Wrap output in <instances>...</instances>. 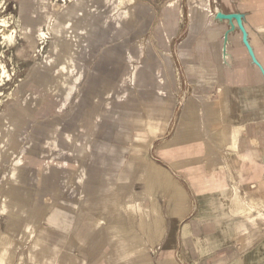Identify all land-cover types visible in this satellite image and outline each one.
I'll use <instances>...</instances> for the list:
<instances>
[{
  "label": "crops",
  "instance_id": "obj_1",
  "mask_svg": "<svg viewBox=\"0 0 264 264\" xmlns=\"http://www.w3.org/2000/svg\"><path fill=\"white\" fill-rule=\"evenodd\" d=\"M67 3L16 44L0 264H264V0Z\"/></svg>",
  "mask_w": 264,
  "mask_h": 264
},
{
  "label": "rangeland",
  "instance_id": "obj_2",
  "mask_svg": "<svg viewBox=\"0 0 264 264\" xmlns=\"http://www.w3.org/2000/svg\"><path fill=\"white\" fill-rule=\"evenodd\" d=\"M66 2L68 0H0V113H3L10 99H16L20 88L22 67L14 53L16 44L30 30L26 27V22L27 24H39L42 18L38 17H41L42 13H52L54 10L63 11L68 7ZM22 13L27 14V20L21 19ZM3 19L9 21V25L5 26L1 22ZM48 34L49 31L44 29L37 32V54L44 52V49L42 51L39 49L42 45L40 39L47 37ZM9 35L14 37L13 41L9 40ZM50 36L49 34V37L43 40L44 47ZM3 65L6 68V74L3 73Z\"/></svg>",
  "mask_w": 264,
  "mask_h": 264
},
{
  "label": "bare ground",
  "instance_id": "obj_3",
  "mask_svg": "<svg viewBox=\"0 0 264 264\" xmlns=\"http://www.w3.org/2000/svg\"><path fill=\"white\" fill-rule=\"evenodd\" d=\"M1 22H2L5 26L9 25V21H7L6 19L1 20ZM44 35H45V34H44ZM8 38H9L10 41H13V38H14V37H13L12 35H9ZM3 73L6 74V68H5L4 65H3Z\"/></svg>",
  "mask_w": 264,
  "mask_h": 264
},
{
  "label": "built area",
  "instance_id": "obj_4",
  "mask_svg": "<svg viewBox=\"0 0 264 264\" xmlns=\"http://www.w3.org/2000/svg\"><path fill=\"white\" fill-rule=\"evenodd\" d=\"M49 37V34L47 35V37H42V39H40V44H42L41 45V48H39L40 49V51H42L43 49H44V41L43 40H45V39H47ZM39 51V50H38Z\"/></svg>",
  "mask_w": 264,
  "mask_h": 264
}]
</instances>
